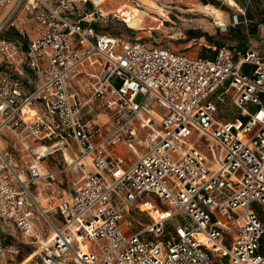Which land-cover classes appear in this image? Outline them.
<instances>
[{"label":"built area","instance_id":"obj_1","mask_svg":"<svg viewBox=\"0 0 264 264\" xmlns=\"http://www.w3.org/2000/svg\"><path fill=\"white\" fill-rule=\"evenodd\" d=\"M88 3L0 0V234L21 264H264V48L129 41ZM22 15L28 43L4 35Z\"/></svg>","mask_w":264,"mask_h":264},{"label":"rangeland","instance_id":"obj_2","mask_svg":"<svg viewBox=\"0 0 264 264\" xmlns=\"http://www.w3.org/2000/svg\"><path fill=\"white\" fill-rule=\"evenodd\" d=\"M207 1L90 0L87 6L83 4L76 6L73 13L75 18L80 19L88 10L97 11L99 15H102L99 18L101 22H99L98 30L107 35L124 36L129 41L139 40L148 45L168 47L192 56L213 58L218 50L216 45L208 42L205 37L191 40L188 33L196 30L214 36L220 43L224 42L225 46L234 47L236 41L230 38L229 31L233 29V26L240 23V20L239 18L236 20L230 18L229 0L218 2L226 10L220 20L205 12L203 6ZM220 26L226 27L227 31L224 27L219 28ZM250 70L251 68L248 67L247 71ZM219 107L218 117L221 121H233L236 117L246 118L230 102ZM48 162H52V159ZM48 162L46 161L47 165L51 166V163ZM62 183L61 187L67 188L66 178L62 179ZM162 212L165 211L160 208L159 213ZM148 213L146 211L141 212V209L135 206L134 210L129 213L127 221L135 219L142 226H147L151 218ZM125 223L122 227L128 233L129 229ZM140 228L139 224H135L133 231Z\"/></svg>","mask_w":264,"mask_h":264},{"label":"crops","instance_id":"obj_3","mask_svg":"<svg viewBox=\"0 0 264 264\" xmlns=\"http://www.w3.org/2000/svg\"><path fill=\"white\" fill-rule=\"evenodd\" d=\"M220 1L221 0H208L203 6V9L213 8L220 12L221 16L219 18L214 14L212 15L216 17L217 20H220L223 14L226 13V10L223 9L221 5H219L218 2ZM229 3V13L231 15L230 18L234 20V17L236 16L240 20V23L233 26V29L241 27L243 33L248 38V41L245 42L243 48H239V42L237 40H234L236 41V46L231 48H237L243 51L259 50L264 48V0H229ZM7 11L8 10L6 9H0V13L3 14H5ZM205 12L211 15L208 11L205 10ZM1 20L2 19H0V21ZM221 27L224 26H220L219 28ZM219 30L221 32V29ZM24 31H27L29 37L31 38L40 35V28L32 20L23 15L20 16V19L17 22V28H10L5 32L4 35L7 38L20 39L28 43L29 37L20 33ZM0 69L6 70L4 67H0ZM116 152L121 155L118 151ZM6 233H10L11 236L5 237L3 234H0V238H5L8 244H14L18 250L17 253L9 255V258L14 260V264L26 262L29 256L33 254L34 247L26 246L23 239L21 238L20 233L16 229H11L10 231L7 230ZM0 264H3V262L0 261Z\"/></svg>","mask_w":264,"mask_h":264},{"label":"trees","instance_id":"obj_4","mask_svg":"<svg viewBox=\"0 0 264 264\" xmlns=\"http://www.w3.org/2000/svg\"><path fill=\"white\" fill-rule=\"evenodd\" d=\"M229 33H230L229 34L230 38H233V40H237L239 42V48H243L245 42L248 41V38L243 33L241 27H237L236 29H231L229 31ZM188 36H189V39H191V40L201 38V37H205L208 42L213 43L214 45H216L217 48H221V47L225 46L224 42L220 43L219 41L216 40V38L214 36H211L209 34H203V33H200L199 31H190L188 33Z\"/></svg>","mask_w":264,"mask_h":264},{"label":"bare ground","instance_id":"obj_5","mask_svg":"<svg viewBox=\"0 0 264 264\" xmlns=\"http://www.w3.org/2000/svg\"><path fill=\"white\" fill-rule=\"evenodd\" d=\"M154 5V4H153ZM206 11H208L211 15H216L218 18L221 16L220 12H218L217 10L213 9V8H204ZM44 245L46 246L47 243L45 242ZM39 251H37L38 253ZM36 255L35 254H32L29 256L28 260L27 261H31ZM26 261V262H27Z\"/></svg>","mask_w":264,"mask_h":264}]
</instances>
